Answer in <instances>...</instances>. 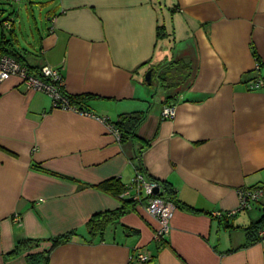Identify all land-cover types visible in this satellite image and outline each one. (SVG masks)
<instances>
[{
    "label": "crops",
    "instance_id": "0c3cea01",
    "mask_svg": "<svg viewBox=\"0 0 264 264\" xmlns=\"http://www.w3.org/2000/svg\"><path fill=\"white\" fill-rule=\"evenodd\" d=\"M9 17L0 45L8 37L32 67L61 70L65 94L84 100L54 109L18 77L0 83V264L48 251V264H129L133 251L152 264H264L260 231H249L264 219V191L251 210L214 217L238 207L239 190H264V90L248 88L264 76V0H12L0 4V23ZM188 57L190 86L153 96L148 71L166 67L177 88ZM169 104L176 116L163 119ZM133 113L125 142L98 119ZM138 171L175 193L167 240L155 243L159 223L138 203L92 240L91 218L122 205L98 185L127 188ZM27 240L40 244L14 254Z\"/></svg>",
    "mask_w": 264,
    "mask_h": 264
},
{
    "label": "built area",
    "instance_id": "2783aa9c",
    "mask_svg": "<svg viewBox=\"0 0 264 264\" xmlns=\"http://www.w3.org/2000/svg\"><path fill=\"white\" fill-rule=\"evenodd\" d=\"M12 0H0L1 3H10ZM12 23L5 22V26L10 28ZM53 30V28L51 29ZM261 65L258 64L256 70L259 71ZM11 77H18L22 83L31 91L43 92L47 94L53 104L54 109L79 111V109L71 104L68 96L65 94V81L62 71L45 65L41 68L40 74L34 75L28 68L21 66L14 59L3 56L0 58V83L10 79ZM250 91L264 90V76H259L248 84ZM176 106L174 104L165 105L162 110L163 119H173L176 116ZM85 115H90L84 112ZM108 126V130L120 141V133L114 123H109L105 118H98ZM157 183H148L143 174L139 171L132 180V185L128 186L125 192L121 195L122 199L132 200L142 206H145L148 213L154 217L159 223V229L154 235L156 244L167 240L171 227L170 221L176 210L175 204L161 194L155 195L153 193ZM263 188H243L238 191L239 205L236 209L226 213H215L216 219L226 217H233L240 211L251 210L254 206L260 203L263 196ZM264 211V206H262ZM16 222L20 223V217H14ZM260 241L264 243V227L259 233ZM138 262L139 264H152V257L145 254L133 251L129 258V264Z\"/></svg>",
    "mask_w": 264,
    "mask_h": 264
},
{
    "label": "trees",
    "instance_id": "16d2710c",
    "mask_svg": "<svg viewBox=\"0 0 264 264\" xmlns=\"http://www.w3.org/2000/svg\"><path fill=\"white\" fill-rule=\"evenodd\" d=\"M0 4H3V3L0 2ZM4 4H9V3H4ZM7 21H10L12 23L11 27L8 28V29H10V31L14 26V23L11 21L10 17L7 18L6 20L2 21L0 23L1 35H4V33H3L4 30L1 28L5 26V22H7ZM3 56H8V57L14 59L21 66L28 68V70H30V72L33 73L34 75L38 76L41 72L42 67L36 68V67H32L31 65H29L23 59V57L20 56L19 52L15 49V47L12 44V41L9 40L8 37L5 38L4 36L2 37V42L0 45V58H2ZM180 78H181L180 81H182L183 80L182 77H180ZM165 87L169 88L168 85ZM68 99L70 100L71 104L75 105V104H79L80 101L84 100V97H68ZM139 117L140 116L136 113L135 114L134 113L133 114H123L120 116L119 120L114 124L120 133V136H121L120 142H125L131 138L136 137L135 130L137 128L136 124L139 122ZM139 169H141V166H139ZM98 189L101 190L102 192L106 193V194H109V195H112L116 198L121 199L122 205L120 208H118L114 211L102 212V213L94 215L91 218V220L88 222V224L86 226V229H87L88 234L92 238V240H94L96 238H102L106 229L109 226L115 224L124 214H126L130 210L129 207H132V206H134V204H136V202H134L132 200H125V199L121 198V195L126 190V187L124 185H122L118 179L105 181V182L98 185ZM161 194L163 196H165L166 198H169L175 204V206L177 208L178 205L175 202V198H174L175 193L170 194V192L167 189H164V192ZM262 224H263V226H262ZM262 224L254 225L253 227H251L249 229V231L253 232L255 229L257 231H261L264 227V219L262 220ZM259 228H261V229H259ZM72 235L73 234L64 235V236H61L59 238L54 239L52 242L53 243L52 249H54L60 245H63L65 243H68L70 241ZM258 241H260L259 236H258ZM39 244H40L39 240H35V241L34 240H27V241L20 242L17 245L16 249L14 250V254L19 253L22 248L28 249L30 251L33 247H38ZM50 253H51V251H48L45 254H30L28 257H29L30 262L32 264H37V261H41L40 264H48Z\"/></svg>",
    "mask_w": 264,
    "mask_h": 264
},
{
    "label": "water",
    "instance_id": "95a60500",
    "mask_svg": "<svg viewBox=\"0 0 264 264\" xmlns=\"http://www.w3.org/2000/svg\"><path fill=\"white\" fill-rule=\"evenodd\" d=\"M179 58L177 57V60L175 61V63H178L180 61ZM184 62H185L184 64H186V65H181L180 68H178V69L180 70V69H183L185 67H188L189 71L186 74H184L183 76L180 75L183 79L181 84L179 85V87L173 88L171 90H169V88L165 87L167 85L169 86L168 80L172 79V77L170 75H168V70L166 69V67H164V68H162L156 72H154V70L148 71L147 76H146L147 84L151 87H153V86L157 87L156 89L158 90V97H160L162 95V93H163V96L164 95L166 96V93H167V94H169L170 98H175L176 96L181 94L183 91H185L190 86V84H191V82L194 79L195 74H196L197 63H196L195 59L192 57H188V60L184 59ZM160 191H161V186L157 185L154 188L153 193L155 195H158V194H160Z\"/></svg>",
    "mask_w": 264,
    "mask_h": 264
},
{
    "label": "rangeland",
    "instance_id": "374dc122",
    "mask_svg": "<svg viewBox=\"0 0 264 264\" xmlns=\"http://www.w3.org/2000/svg\"><path fill=\"white\" fill-rule=\"evenodd\" d=\"M156 88H157V87L154 88V94H153V96L158 95V90H157ZM160 92H161V91H160Z\"/></svg>",
    "mask_w": 264,
    "mask_h": 264
}]
</instances>
